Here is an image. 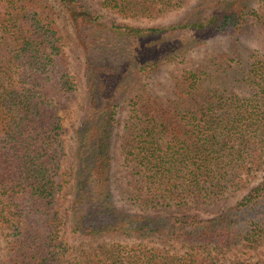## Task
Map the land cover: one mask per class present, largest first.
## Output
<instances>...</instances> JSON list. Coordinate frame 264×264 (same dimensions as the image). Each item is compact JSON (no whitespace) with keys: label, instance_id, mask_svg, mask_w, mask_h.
<instances>
[{"label":"trees","instance_id":"16d2710c","mask_svg":"<svg viewBox=\"0 0 264 264\" xmlns=\"http://www.w3.org/2000/svg\"><path fill=\"white\" fill-rule=\"evenodd\" d=\"M180 20L134 26L104 20L82 0H0V264H62L59 194L65 182L62 114L76 101L66 45L82 47L87 113L74 131L70 230L180 243L182 253L111 243L79 264H223L225 247L264 240V180L211 217L149 213L158 205L217 203L246 188L264 161V60L242 52L254 0H198ZM189 0H99L123 17H157ZM216 37L228 47L184 67L169 96L143 87L165 63H183ZM127 102L121 146L129 202L112 190V144ZM130 185V186H129ZM230 264H246L233 260Z\"/></svg>","mask_w":264,"mask_h":264},{"label":"rangeland","instance_id":"374dc122","mask_svg":"<svg viewBox=\"0 0 264 264\" xmlns=\"http://www.w3.org/2000/svg\"><path fill=\"white\" fill-rule=\"evenodd\" d=\"M86 5L96 9L104 20L115 23H125L134 26H162L180 20V18L194 5H198V0H189L183 7L171 10L157 17H123L108 11L101 6L99 0H82ZM194 4V5H193ZM253 9L261 14L264 20V0H254L252 3ZM64 26V33H69L73 40L66 45V53L68 59V67L70 73L75 77L77 83L76 101L62 114V124L64 127L61 135L64 157L61 162V171L65 175V182L59 194V214L61 223L59 224V237L66 245L62 257V264H79L84 260L89 253L95 252L101 254L104 249L111 243H121L126 245H137L147 248H157L159 250H169L170 252L182 253L185 248L180 243L168 242L158 238H135L116 236L112 239L92 240L81 237L70 230L69 227V211L73 197L74 186V169L73 161L75 156V138L74 131L79 123V120L84 116L89 107L90 96L86 87V77L84 73V65L81 53L82 47L79 41H75V36L72 33L70 26L61 21ZM241 41L244 42L242 52L244 54H255L264 60V25L252 21V25L248 26L247 31L241 36ZM228 47L227 38L216 37L210 39L206 44L192 49L187 55L183 63H165L157 70L144 75L143 87L151 89L162 96H169L175 85V77L184 67H197L201 63H209L212 55L221 51H226ZM127 102H124L119 108L117 114L118 123L114 130L112 144V190L113 198L117 206L125 211H133L135 207L129 202L128 193H130L128 185L131 178L129 168L124 162V153L121 146L122 126L127 114ZM246 188L236 190L225 194V197L217 203H202L189 201L184 205L168 204L158 205L155 209H151L149 213H159L161 215L175 213H198L202 217H211L218 213L221 209L234 204L243 194L246 193L247 187L257 184L264 180V161L260 168L256 169L252 177H248ZM130 186V185H129ZM220 256L223 264H230L233 260H243L246 264H264V240L256 244L253 248L243 247H225L221 249Z\"/></svg>","mask_w":264,"mask_h":264}]
</instances>
